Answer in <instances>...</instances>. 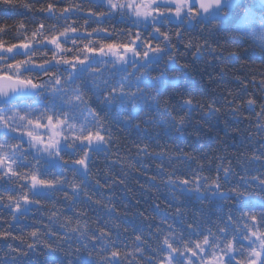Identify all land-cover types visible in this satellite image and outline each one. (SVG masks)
Wrapping results in <instances>:
<instances>
[{"label":"clouds","instance_id":"9594fccd","mask_svg":"<svg viewBox=\"0 0 264 264\" xmlns=\"http://www.w3.org/2000/svg\"><path fill=\"white\" fill-rule=\"evenodd\" d=\"M0 264H264V0H0Z\"/></svg>","mask_w":264,"mask_h":264},{"label":"snow or ice","instance_id":"6c2138e0","mask_svg":"<svg viewBox=\"0 0 264 264\" xmlns=\"http://www.w3.org/2000/svg\"><path fill=\"white\" fill-rule=\"evenodd\" d=\"M3 87H5L4 85H2V84H0V88H3Z\"/></svg>","mask_w":264,"mask_h":264}]
</instances>
